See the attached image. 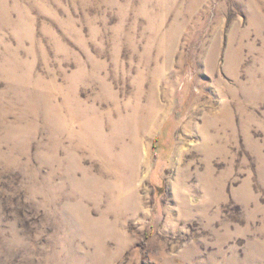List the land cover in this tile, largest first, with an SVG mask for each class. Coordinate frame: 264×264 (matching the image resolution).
Here are the masks:
<instances>
[{"label":"rangeland","instance_id":"1","mask_svg":"<svg viewBox=\"0 0 264 264\" xmlns=\"http://www.w3.org/2000/svg\"><path fill=\"white\" fill-rule=\"evenodd\" d=\"M0 264H264V0H0Z\"/></svg>","mask_w":264,"mask_h":264},{"label":"bare ground","instance_id":"2","mask_svg":"<svg viewBox=\"0 0 264 264\" xmlns=\"http://www.w3.org/2000/svg\"><path fill=\"white\" fill-rule=\"evenodd\" d=\"M156 96L157 99L152 100L147 105L139 104L137 107V114L129 117V130L127 132V134H129L128 141L122 144L121 150L117 155H115L116 162L121 170H127L128 167H132L133 173L131 174V177H133L134 180L139 177L138 171L141 168L142 163L144 165L147 164L145 163L148 156L146 140L151 136V133L156 128L160 116L163 114V107L165 104L161 102L159 94H156ZM224 115L225 113H220L219 115H216L217 118L214 117L210 118L209 120H204V124L197 127L194 125V123L189 121V123L186 125V131L187 133H193L192 131L194 130L191 128H196L198 135L201 138V149H209L213 146L211 143L217 136V133L214 132V130L217 129H214V127L217 126V120H219L220 117H224ZM143 145L145 149L142 148ZM180 152H183V150ZM131 182L132 179H130L127 184Z\"/></svg>","mask_w":264,"mask_h":264}]
</instances>
